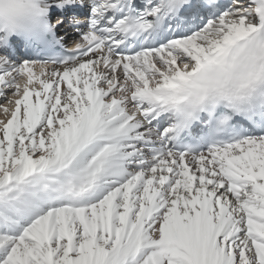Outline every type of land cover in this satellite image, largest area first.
<instances>
[{
  "label": "snow or ice",
  "instance_id": "6c2138e0",
  "mask_svg": "<svg viewBox=\"0 0 264 264\" xmlns=\"http://www.w3.org/2000/svg\"><path fill=\"white\" fill-rule=\"evenodd\" d=\"M48 6L71 54L0 55V264H264V0Z\"/></svg>",
  "mask_w": 264,
  "mask_h": 264
},
{
  "label": "clouds",
  "instance_id": "9594fccd",
  "mask_svg": "<svg viewBox=\"0 0 264 264\" xmlns=\"http://www.w3.org/2000/svg\"><path fill=\"white\" fill-rule=\"evenodd\" d=\"M49 12L48 0H0V34L8 37L29 36L41 24L47 22ZM252 54L257 53L254 51ZM214 71L211 65H206L201 70L199 79L187 82L184 87L194 93L203 81L211 78ZM203 114L194 112L191 103H186L178 111L173 112V127H178L182 123L187 124L184 131L198 121Z\"/></svg>",
  "mask_w": 264,
  "mask_h": 264
},
{
  "label": "bare ground",
  "instance_id": "6f19581e",
  "mask_svg": "<svg viewBox=\"0 0 264 264\" xmlns=\"http://www.w3.org/2000/svg\"><path fill=\"white\" fill-rule=\"evenodd\" d=\"M77 11H80V15L81 16H84L86 15V12H84L83 10H77ZM72 32H76L75 31V28H72L71 30ZM78 33L76 32L75 35H71L70 33H62L61 34V37H62V42L63 43H72V40L73 39H76L78 38ZM14 48L16 50H18L17 48V45H14ZM22 47H19V49H21ZM0 55H4V56H7L10 60H12L13 62H16V63H21V61H19L16 57H15V54L12 52L11 49H9V47H6L5 45H3L2 43V40L0 39ZM26 60H31V59H24V61ZM195 128L197 129L196 131L197 132H202L204 130H207L208 129V125H207V122H206V119L202 120L201 122H199Z\"/></svg>",
  "mask_w": 264,
  "mask_h": 264
},
{
  "label": "rangeland",
  "instance_id": "374dc122",
  "mask_svg": "<svg viewBox=\"0 0 264 264\" xmlns=\"http://www.w3.org/2000/svg\"><path fill=\"white\" fill-rule=\"evenodd\" d=\"M17 57H18V55H17ZM20 59V58H19Z\"/></svg>",
  "mask_w": 264,
  "mask_h": 264
}]
</instances>
